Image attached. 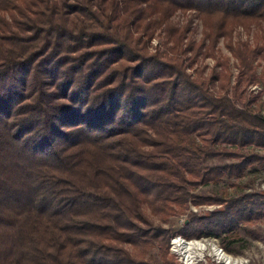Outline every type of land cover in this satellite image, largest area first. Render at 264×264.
I'll return each instance as SVG.
<instances>
[{
	"label": "trees",
	"instance_id": "obj_1",
	"mask_svg": "<svg viewBox=\"0 0 264 264\" xmlns=\"http://www.w3.org/2000/svg\"><path fill=\"white\" fill-rule=\"evenodd\" d=\"M263 26L264 0H0V264H184L162 222L189 202L219 206L185 238L264 217L262 190L194 192L264 166Z\"/></svg>",
	"mask_w": 264,
	"mask_h": 264
},
{
	"label": "rangeland",
	"instance_id": "obj_2",
	"mask_svg": "<svg viewBox=\"0 0 264 264\" xmlns=\"http://www.w3.org/2000/svg\"><path fill=\"white\" fill-rule=\"evenodd\" d=\"M172 20L179 25L190 21V35H192L195 39H199L201 37V23L199 19L193 15L192 12H182L178 10L173 14ZM260 30V24H252L247 28L237 27L233 31V40L248 39L250 42H252L256 37L261 36ZM162 39V33L157 30L148 45L149 51L154 52L158 48L161 49L163 47L161 45ZM225 43L226 41L222 38L218 41L215 54L219 60H222L225 56H229L228 67L232 73H235V60L227 50ZM214 61L215 59L212 57L200 58L198 62L194 64V67L196 66L197 68H199L204 65L206 66L204 73H206L214 65ZM193 68H190L188 70L192 72ZM216 68L218 69L219 67ZM259 69L260 66L258 67V70ZM249 89L255 92L257 89H259V85H251ZM252 106H254L264 117L263 93L252 103ZM259 150L261 152H264V149L262 148ZM219 161L221 160L216 158H206L203 162L205 164H210ZM261 190L264 191V166L252 165L246 168L245 171L239 176L222 177L217 182H210L199 185L195 188L194 192L201 194H213L214 192H222L227 193L228 195H235L239 192ZM218 206L219 205L216 204L195 205L189 202L188 208L185 213L169 216L166 222H162V225H164L166 228H169L170 232L169 252L174 254L179 262H182L184 264H226L223 261L217 259L215 255L209 252V250H206L202 256H198L192 262L188 261L184 254H180L174 249L173 245L175 237L181 236L178 232L187 221V214L189 211H193L202 215L207 211L216 209ZM144 210L155 221L158 220L157 216L152 213L147 205H144ZM183 239L187 241L202 240L206 243L216 244L226 253L232 255L235 258H238L242 262V264H264V217H260L250 222L240 223L233 229L231 234H221L219 237H183ZM224 245L229 246L231 250L225 249ZM151 253L154 258L157 259L156 249L152 250Z\"/></svg>",
	"mask_w": 264,
	"mask_h": 264
},
{
	"label": "bare ground",
	"instance_id": "obj_3",
	"mask_svg": "<svg viewBox=\"0 0 264 264\" xmlns=\"http://www.w3.org/2000/svg\"><path fill=\"white\" fill-rule=\"evenodd\" d=\"M174 249L180 254H184L188 261H193L198 256H202L206 250L226 264H242V262L226 253L223 249L213 243H206L202 240L187 241L183 237H175L173 241Z\"/></svg>",
	"mask_w": 264,
	"mask_h": 264
}]
</instances>
